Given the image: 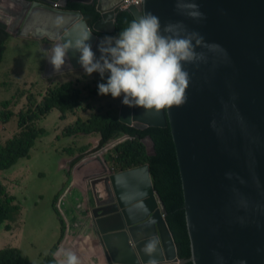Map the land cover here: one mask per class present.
Here are the masks:
<instances>
[{
	"label": "water",
	"instance_id": "water-1",
	"mask_svg": "<svg viewBox=\"0 0 264 264\" xmlns=\"http://www.w3.org/2000/svg\"><path fill=\"white\" fill-rule=\"evenodd\" d=\"M58 1L34 0L29 9L38 11L27 13L15 32L46 41L48 50L89 32L67 22L53 6ZM193 2L203 18L187 15L185 6ZM128 11L135 18L151 12L162 27L179 24L219 45L198 46L204 58L184 63L190 75L185 104L159 113L122 104L118 117L127 125L170 126L193 264H264V0H143ZM99 13L93 28L115 27L117 8L111 13L101 6ZM91 35L99 57L100 39ZM69 57L62 69L81 67L78 53ZM104 172L92 181V187L104 185L91 208L107 263L147 264L144 245L157 238V263L183 264L149 164Z\"/></svg>",
	"mask_w": 264,
	"mask_h": 264
},
{
	"label": "clouds",
	"instance_id": "clouds-1",
	"mask_svg": "<svg viewBox=\"0 0 264 264\" xmlns=\"http://www.w3.org/2000/svg\"><path fill=\"white\" fill-rule=\"evenodd\" d=\"M5 2H9V5L5 6ZM71 2L81 5L93 4L98 13L101 6H103L105 11L108 10L113 13L116 8L119 12L128 11L130 6L135 5L123 7L122 0L118 3L117 0H59L53 6L59 7L63 16H69L72 21L74 20V23L80 25L81 30L89 32H85L82 37L75 40L56 43L49 50L42 44L43 40L38 38L35 41L36 49L42 48L44 50V54L39 55L40 57L36 60L38 66H41L46 61V68H48L47 60H49L54 73H60L63 66L70 59L69 52L74 51L78 53V63L83 67L85 74L91 76L93 73L98 72L104 83H97L92 87L94 90L98 87L95 90L96 96L94 98H87L86 102L88 104L96 102L103 107L105 113L111 114L116 105H118L116 117L118 120H120L118 117L119 106L122 104L129 107H140L145 109L146 112L155 113H159L166 108L179 107L185 104L187 102L186 90L189 87L190 75L184 69V63H195L204 58L202 53H197L196 48L198 46L211 49L219 47L217 44H207L204 37L198 32H189L179 24L167 23L162 27L160 18L151 12L135 18L128 11L133 16V20L126 28L121 30L116 29L115 26L117 14L114 22L115 27L110 30L100 31L93 28V23L101 17L100 13L98 18L93 19L82 8L72 9L70 7ZM31 3H34V0H0V21L5 22L9 26L15 25L17 22L16 14L18 12L23 8H26L28 11L35 9H29L32 6ZM185 7L190 9L187 13L189 17L194 19L204 17V13L199 10L198 4L193 2L187 4ZM10 30L15 31V28L11 27ZM90 32L100 39L97 45L100 53L99 57L93 51L92 44L90 43L92 39ZM181 33L184 34L181 35ZM17 36L24 35L18 34ZM94 133L100 134L97 131L90 134ZM69 134L71 135V132ZM148 138L145 140L151 142ZM78 158H75L74 162H77ZM85 167L86 164H83L79 166V169L84 170ZM102 171L101 174L96 175L91 180V185L92 181L105 173L104 169ZM109 171L115 172V168H111ZM90 176H87V178ZM95 183H98L95 184L96 187H91V191L94 192V199L90 202L91 207L95 205V197H97L98 193L102 192L104 185L103 181H95ZM51 206L61 222V217L58 211L55 210L53 203H51ZM56 206L57 208L59 207L57 203ZM24 207L25 205L21 204V211ZM81 208L83 209L85 206ZM92 210L91 208L93 216H89L88 209H86V215L92 217L93 224L90 225L83 221L85 227L84 240L91 248L98 245V251L95 250L96 248H93L92 253L98 254L99 258H104L103 262L108 264L107 252L103 249L100 237L96 234L94 212ZM13 222H10L11 229L13 228ZM61 236L62 222L55 245L58 246L63 238ZM94 238L96 239L95 242ZM5 247L18 246L7 245ZM157 247V238L149 239L144 245L143 251L150 257L147 264H169L157 263L154 256ZM47 254H51L55 258L54 264H81L82 260L76 253L70 250L62 249L53 254L52 249H50L44 255ZM239 264H246V262L240 261Z\"/></svg>",
	"mask_w": 264,
	"mask_h": 264
},
{
	"label": "rangeland",
	"instance_id": "rangeland-1",
	"mask_svg": "<svg viewBox=\"0 0 264 264\" xmlns=\"http://www.w3.org/2000/svg\"><path fill=\"white\" fill-rule=\"evenodd\" d=\"M4 5L8 6L9 2H5ZM6 27L13 36L7 41V46L11 47L0 72L13 81L0 82V110H12L16 114L5 126L0 125V142L9 139L15 141L16 137L22 138L25 135L24 128L35 119L38 121L36 125L42 127L43 133H37L34 137L32 142H35V146L29 159H20L13 168L0 171V181L17 196L20 204L26 206L13 222L12 229H6L5 225L0 227V249L7 245L18 246L33 263L40 264L46 256L44 254L49 252L58 238L61 228L60 219L51 203L58 197L57 202L62 204L58 205L59 216L65 224L67 221L75 222L70 208L67 210L64 204H72L78 201L81 195L87 194V189L83 193L77 192L80 189L79 183L83 182L86 176L99 175L103 172L101 168L95 166L101 165L108 145L96 151L100 134H90L82 129L66 135L69 132L68 128H71L70 125L78 118L86 120L98 103L91 102L93 108L80 107L73 109L74 111H66V117L63 119L58 108L51 113L49 112L51 109L46 112L43 110V104L36 117V112L27 111L28 101L30 96H34L37 104L47 95L46 91L50 86L70 80L75 81L76 86L81 88L85 85L94 87L101 76L98 72L91 76L85 74L82 66L78 69L65 68L60 73L46 71L45 62L41 66L36 63L40 57L38 53L36 51L29 53L32 50L31 41L26 40L21 45V37L10 30L11 27L18 29L19 25ZM82 93L87 95L88 90L82 88ZM117 108L118 105L112 112L116 117ZM21 115L25 120H22ZM70 149H75V152H69ZM147 149L150 153L153 152L151 142L147 144ZM81 156H83L81 161L74 162L75 158ZM83 164H86V167L81 175L77 168ZM37 200H40L39 203ZM61 244L64 248L68 246L66 243ZM64 248L61 246L58 250H68ZM53 251L54 249L52 253ZM94 257L92 264H100L98 254L95 253Z\"/></svg>",
	"mask_w": 264,
	"mask_h": 264
},
{
	"label": "trees",
	"instance_id": "trees-1",
	"mask_svg": "<svg viewBox=\"0 0 264 264\" xmlns=\"http://www.w3.org/2000/svg\"><path fill=\"white\" fill-rule=\"evenodd\" d=\"M70 7L82 8L93 19L99 17V13L95 10L94 5H81L76 2H71ZM133 20V16L128 11H121L117 15L115 22L116 29L121 30L126 28ZM119 34V33H118ZM13 36L9 30L0 25V68L6 61V55L9 47L7 46L8 39ZM29 40L32 43V50L36 51L38 55H43L44 50L41 48L36 49L35 41L31 38H24L21 45ZM19 45V47L21 46ZM16 57V56H15ZM17 61V57L15 58ZM11 81L12 79L0 72L1 81ZM13 81V80H12ZM75 81L70 80L64 83H59L50 86L41 102L36 103V98L30 96L27 105V111L36 112L35 116L38 117L37 112L41 110L44 105V111L51 113L54 109H59L62 118L66 117V111H74L75 108L82 107L87 109L93 106L86 102L87 98H94L95 90L90 85H85L82 88L88 90V94L82 93V88L76 86ZM102 78L98 81L102 83ZM104 83V82H103ZM23 90H21V94ZM43 104V105H42ZM16 113L12 110H0V125L5 126ZM22 120L25 117L21 115ZM37 119L28 123L24 128L25 135L22 138L16 137L6 142H0V171H5L13 168L20 159H29L31 152L35 146L34 137L37 133H43L42 127L36 125ZM69 132H74L82 129L85 132H100V138L96 151L106 148L101 165V169L110 170L115 168V171L132 168L143 163H148L150 167L151 177L155 190L159 193L167 213L165 219L168 227L171 230L174 238L178 257L183 259V264H193L191 256V242L187 229L186 215L184 209V195L182 188V180L180 176L176 149L170 126H129L116 118L111 113H105L101 105L94 107L93 112L87 117L86 120L78 118ZM66 133V135H70ZM60 137V136H58ZM151 138L154 153H150L147 149L146 140ZM83 156L79 157L77 161H81ZM56 200L53 203L55 210L58 211ZM21 212V204L16 195L11 193L6 185L0 181V227L6 226V229H11V225L7 222L15 221ZM62 222V236L64 235L66 224L61 218ZM57 245H53L55 249ZM54 257L47 254L41 264H54ZM0 264H33L28 256L18 247H5L0 249Z\"/></svg>",
	"mask_w": 264,
	"mask_h": 264
},
{
	"label": "crops",
	"instance_id": "crops-1",
	"mask_svg": "<svg viewBox=\"0 0 264 264\" xmlns=\"http://www.w3.org/2000/svg\"><path fill=\"white\" fill-rule=\"evenodd\" d=\"M65 20L69 23L75 24L71 18L69 16H64ZM21 39L23 40V38L29 37L31 39H33L34 41H37L38 38H34L31 37L30 35L28 36H20ZM45 41L42 42V44H44ZM69 152H75V149H70ZM95 168H100L98 165L95 166ZM79 170V173L82 175L84 170H80L79 167L77 168ZM90 176V175H89ZM96 177V174H92L89 178H84L83 182L79 183V187L80 189L77 190V192L83 193L85 189H87V194L85 195H81L79 200L72 203V204H68L65 203L64 206L65 208L68 210L70 208V212L72 213V219L75 222H66V229H65V233L63 238L61 239L60 243L58 244V248L54 249V252L57 253V250L62 246L63 244L61 243H66L68 246L65 247L64 249H68L74 253H76V255H81L82 256V260H81V264H92V262L94 261V254L93 252V248L98 251V245L97 246H92V248L90 247V245L83 239L84 237V233H85V227L83 225V220L81 218L82 214H86V209H88V214L89 216H93L91 213V205L90 202L94 199V192L91 191V180H93ZM91 193V196H90ZM40 200H37L36 202L39 203ZM82 204V205H80ZM57 205H62L61 202H57ZM82 206H85V208H81ZM26 209V206L23 208V210ZM85 209V210H84ZM95 229V228H94ZM58 238L56 239V241L53 243L56 244ZM52 245V246H53ZM52 249V247H51ZM79 257V256H78ZM80 258V257H79ZM104 261V258H100V263ZM101 264H105L104 262Z\"/></svg>",
	"mask_w": 264,
	"mask_h": 264
},
{
	"label": "flooded vegetation",
	"instance_id": "flooded-vegetation-1",
	"mask_svg": "<svg viewBox=\"0 0 264 264\" xmlns=\"http://www.w3.org/2000/svg\"><path fill=\"white\" fill-rule=\"evenodd\" d=\"M33 10H36V11H38V9L37 8H35V9H33ZM32 11V10H31ZM31 11H28L26 8H23L20 12H18L17 14H16V16H17V22L15 23V24H18L19 25V22H20V20H22L25 16H26V14L27 13H29V12H31ZM46 43L44 42V45H45ZM46 56H47V53H46ZM45 65H46V61H45ZM46 69V71H48V69L47 68H45ZM119 108H120V106H119ZM147 142V141H146ZM147 144H149V141L147 142ZM95 184H98V183H95ZM81 218H82V220L84 221V222H86V223H88V224H90V225H92L93 224V219H92V217H88L86 214H82L81 215ZM85 238V236L83 237V239ZM95 238H94V242H95ZM79 257H80V259H82V256L81 255H78Z\"/></svg>",
	"mask_w": 264,
	"mask_h": 264
},
{
	"label": "built area",
	"instance_id": "built-area-1",
	"mask_svg": "<svg viewBox=\"0 0 264 264\" xmlns=\"http://www.w3.org/2000/svg\"><path fill=\"white\" fill-rule=\"evenodd\" d=\"M123 1V7H127L130 5H140L143 0H122Z\"/></svg>",
	"mask_w": 264,
	"mask_h": 264
}]
</instances>
